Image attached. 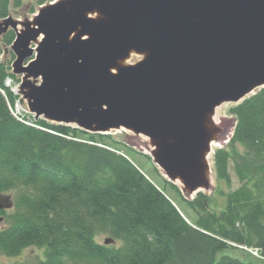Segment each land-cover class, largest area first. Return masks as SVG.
Instances as JSON below:
<instances>
[{"label": "water", "instance_id": "1", "mask_svg": "<svg viewBox=\"0 0 264 264\" xmlns=\"http://www.w3.org/2000/svg\"><path fill=\"white\" fill-rule=\"evenodd\" d=\"M18 26L0 34H16L12 73L36 120L143 135L190 196L210 186L216 109L264 88V0H61Z\"/></svg>", "mask_w": 264, "mask_h": 264}, {"label": "trees", "instance_id": "2", "mask_svg": "<svg viewBox=\"0 0 264 264\" xmlns=\"http://www.w3.org/2000/svg\"><path fill=\"white\" fill-rule=\"evenodd\" d=\"M21 5L0 0V20ZM15 37L0 36V195L14 202L0 211L4 256L37 249L42 257L14 264H264V88L231 110L233 136L214 155L226 200L217 209L213 197L189 200L166 179L158 187L109 134L17 118L21 96L7 85L19 83L15 56L2 59ZM103 235L115 244L99 243Z\"/></svg>", "mask_w": 264, "mask_h": 264}, {"label": "rangeland", "instance_id": "3", "mask_svg": "<svg viewBox=\"0 0 264 264\" xmlns=\"http://www.w3.org/2000/svg\"><path fill=\"white\" fill-rule=\"evenodd\" d=\"M59 1L61 0H22V5L20 8H15L11 6L9 17H11L15 22H17L19 25L18 29L22 30L23 24L34 21L36 15L39 13L41 8L46 7L53 3H57ZM4 20H0V22ZM3 34L4 33L0 34V36H2ZM4 50H5V56L2 57V59L9 60L10 59L9 55L11 52L10 47L5 48ZM141 59L142 57L133 55L130 61L128 62V64H136ZM16 78L19 79V83L9 80L7 85L12 86L15 92H19V86L21 84L22 77L16 76ZM258 91H256L255 93H257ZM243 101L244 100L240 101L238 104H240ZM238 104L236 103L235 104L234 103L222 104L216 109L215 116L213 118L214 128L218 130L219 136L217 137L216 141L213 143L212 152L208 156V162L212 168V173H210L208 176V181L210 183V186L208 189L206 190L203 189L199 193H203L207 195L208 197H213L215 199V205L218 206L217 209H222L226 203V200L221 194H219V192H217V188H219V184L217 182L216 173L214 169V155L217 150L226 148L227 145L229 144V141L231 140L233 136L234 129L237 124V118L231 113V110ZM12 112L18 118L25 119L27 117L28 119H31V115L29 113V109L26 103L17 104L15 108H13ZM28 119H25V120H28ZM109 135L114 137L115 140L119 142L118 145L121 146V148L125 147V151L127 150L128 152H130L129 157L131 158V161L148 178H150V180H152L160 188L164 186L165 175L162 170H160L159 168L155 166V163L153 161V156H152L154 148L152 147L150 140L148 138H146L143 135H136L128 130H123V129L117 130V131L115 130L110 131ZM230 170H231L230 173H231V180H232L231 181L232 188L233 190H235L239 187V182L235 174L233 173V170L232 169ZM175 185H177L180 188L181 192L187 199L192 200L193 198L197 196V194L190 196L189 193L184 190V187L180 182H176ZM221 186H220L221 190H224L226 192L229 191L225 185L222 187ZM177 203L179 204V207L182 210V212L185 214V216H187L191 222H194L196 219V215L187 206V204L181 201H177ZM108 238H109L108 236L103 235V236H99L97 240L99 243L103 244L104 241ZM42 256H43L42 251L37 250V249H28L24 251L22 255H20V257H6L0 252V264H14L19 261H28V260L36 259L37 257H42Z\"/></svg>", "mask_w": 264, "mask_h": 264}]
</instances>
